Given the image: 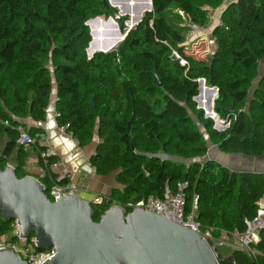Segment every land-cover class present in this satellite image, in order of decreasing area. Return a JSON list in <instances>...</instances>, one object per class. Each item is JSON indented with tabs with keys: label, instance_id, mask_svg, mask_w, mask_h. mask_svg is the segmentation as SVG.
I'll return each instance as SVG.
<instances>
[{
	"label": "trees",
	"instance_id": "1",
	"mask_svg": "<svg viewBox=\"0 0 264 264\" xmlns=\"http://www.w3.org/2000/svg\"><path fill=\"white\" fill-rule=\"evenodd\" d=\"M107 1L0 0V143L8 137L1 168L16 151V174L26 175L28 152L16 143L17 127L25 128L23 119H45L53 77L57 126L81 148L96 140L90 166L98 176L114 174L121 186L93 206L94 221L115 204L162 198L166 189L176 192L186 182L185 211L196 198L197 219L202 230L212 229V240L244 234L245 221L256 218L261 201L264 208V173L198 162L208 151L200 127L223 153L264 155V74L254 87L264 58V0L227 5L212 30L215 51L205 60L184 52L185 23L204 27L210 19L205 7L216 9L223 0H151L152 11L115 51L88 59L91 36L85 23L115 14ZM126 2L132 11L136 3ZM124 19L118 20L121 28ZM99 31L102 39L113 37L103 26ZM199 79L217 89L214 112L230 120L224 131L214 130L213 121L196 108ZM208 94L203 91L201 107ZM26 131L33 138L39 132ZM43 149L38 142L33 148L37 154ZM41 181L50 186L47 177ZM12 222L0 216V235L10 232ZM253 248L264 251V232ZM221 257H231L221 264H264V255L239 249Z\"/></svg>",
	"mask_w": 264,
	"mask_h": 264
},
{
	"label": "water",
	"instance_id": "2",
	"mask_svg": "<svg viewBox=\"0 0 264 264\" xmlns=\"http://www.w3.org/2000/svg\"><path fill=\"white\" fill-rule=\"evenodd\" d=\"M133 1L136 5L128 31L141 23L143 13L152 11L151 0ZM107 3L119 6L120 0ZM85 25L91 36L86 49L88 59L97 53L115 51L128 33L122 35L111 18L95 17ZM100 26L112 30L113 37L101 41ZM197 82L198 95L193 100L203 109L199 102L203 91L215 95L217 89L205 88L204 79ZM207 107L205 116L210 118L211 99ZM83 171L92 174L94 169L86 165ZM94 205L97 204L78 196L59 195L51 201L36 176L26 174L20 178L12 165L3 169L0 166V216L17 222L19 238L27 239L32 234L39 249H55L51 260L41 264H221L231 260L221 257L199 233L155 213L143 209L126 212L111 206L94 221ZM0 264L27 263L11 250L0 248Z\"/></svg>",
	"mask_w": 264,
	"mask_h": 264
},
{
	"label": "built area",
	"instance_id": "3",
	"mask_svg": "<svg viewBox=\"0 0 264 264\" xmlns=\"http://www.w3.org/2000/svg\"><path fill=\"white\" fill-rule=\"evenodd\" d=\"M202 30L203 29H201L199 25L190 22L188 25V32L186 34V44L196 40L197 34L202 32ZM173 56H175L176 59L179 58L176 52H173ZM181 64L185 65L186 61L181 60ZM2 124L9 126L8 121H4ZM34 127L37 129H42L43 121H35ZM17 130L18 138L16 143L18 146L27 149L35 145V139L31 137L25 129L17 127ZM53 158L54 153L52 150L45 148L39 151V161L45 168L56 167L59 165L58 161L52 160ZM65 178V184H53L47 188L42 183L45 191H47L46 195L51 201L58 199L59 195L77 196L78 189L74 182V176L67 174ZM186 186V182L180 183L176 192H171L169 189H166L162 198L150 196L145 200L129 202L126 204H115L113 206L122 207L126 210V212H131L134 209H143L145 211L155 213L199 233L203 239L209 241L211 244L212 229L206 231L202 230L201 224L196 216V198L193 201L192 210L189 213H186L185 211L186 196L184 189ZM105 199L106 198L102 196H95L90 202L101 205ZM245 224L247 229L244 234L239 235L237 232L233 234V237L237 238L239 242L235 248L245 251L250 256L255 257L257 251L253 248V245L258 242L259 233L264 232V208L262 201L260 203L256 218L252 222L245 221ZM0 248L11 250L13 253L19 255L21 259L27 264H41L46 259L51 260L50 257L55 255V249L53 247L45 250L39 249L36 245V239L33 235L27 239L19 238V228L16 221L12 222L11 230L8 232V234L0 235Z\"/></svg>",
	"mask_w": 264,
	"mask_h": 264
},
{
	"label": "crops",
	"instance_id": "4",
	"mask_svg": "<svg viewBox=\"0 0 264 264\" xmlns=\"http://www.w3.org/2000/svg\"><path fill=\"white\" fill-rule=\"evenodd\" d=\"M229 2H236V0H229ZM220 24L218 20L216 25ZM201 32L196 37L201 36ZM259 74H264V58L259 61ZM56 85L53 84L51 91V98L46 110V116L43 121V128L37 129L39 132L35 134V141L38 142L42 148H48L53 151L54 158L59 162L56 167L45 168L39 161V154L33 150L34 146L26 149L28 156L25 161L23 170L26 174L36 176L42 183V179L48 178L50 186L53 184H65L67 174L74 176V182L77 186V196L91 201L95 196H102L108 198L115 188H121L115 181L114 175L98 176L95 171L88 174L83 171V168L89 164V158L95 150L96 140L86 147H79L77 141L68 134L65 130L59 128L56 123ZM20 122L25 126V130L34 127L35 121L32 119H23ZM35 128V127H34ZM8 141L7 135L3 136L0 143V152L4 149ZM208 145L206 155L198 160L203 163L207 160L215 161L227 169L235 172L248 173H264V155L260 157H248L240 154H226L212 144ZM33 150L36 153L35 160L29 158V152ZM17 159L16 151L9 157V163L12 165ZM14 167V166H13ZM64 181L63 183H61ZM49 186V187H50Z\"/></svg>",
	"mask_w": 264,
	"mask_h": 264
},
{
	"label": "rangeland",
	"instance_id": "5",
	"mask_svg": "<svg viewBox=\"0 0 264 264\" xmlns=\"http://www.w3.org/2000/svg\"><path fill=\"white\" fill-rule=\"evenodd\" d=\"M229 3H231V2H229V0H223L222 4L219 7H217L216 9H210L208 7H205L207 9L208 13H209V17H210L209 22L204 27H201V29H203L202 32H201L202 33L201 36L196 37L197 38L196 40H194V41H192V42H190L188 44H186V42H185V45H184L185 51L184 52L187 55L191 54L194 58H201V59H204V60L206 58L211 57V55L215 51V42H214V38L212 37V30H213V28L215 26H217L216 22L218 20L220 21V17H221L222 11L227 7V5ZM127 5H128V2H126V0H120L119 6H111V5H109L113 9L117 10L115 14H113L112 16H108V17H106L104 15L98 16V17H100L103 20H107V18H111L112 21H114L117 24V26H118V28L120 30V33L122 35H124V33H126L128 31V29L130 28L129 24H128V21H131V17L133 15L132 11L134 10L133 9L131 11V8H129ZM122 9H125L126 11L129 10L130 11L129 14L128 13L121 14L120 11ZM142 16H143L142 17V20H143L145 14L143 13ZM116 17H118L120 19L121 18H123V19L125 18L124 21H123V28H121V24L116 19ZM189 23L190 22L187 20L185 25H187V27H188ZM134 28H132V29H134ZM122 31H124V33ZM100 37L101 36H99V39L101 41L106 39V38L102 39ZM173 57L176 59L175 56H173ZM259 70L260 69L258 68L257 77H256V79L254 81V87L257 86L259 79L263 76V75L260 76ZM53 84H55V80L52 77V86H53ZM204 86H205V83H204ZM205 88H208V87L205 86ZM210 97H211V94H208L207 97H206V95H204L202 97V101H201L202 102V107L204 108L205 111H209L208 107H207V103H208ZM216 97H217V93L214 96H212V98H211V101H212V113L216 116V119H214L212 116L210 117V119L213 121V129L218 131V132H221V131H224L229 126L230 120H229V118H220L214 112V100L216 99ZM207 98H208V100H207ZM194 102L196 103V108L200 109V108L197 107V102L196 101H194ZM201 110L203 111L204 116H205V111L203 109H201ZM205 118H208V117L205 116ZM200 130L204 134V136L206 138V141H207V144L208 143L212 144V142L209 140L205 130L203 128H201V127H200ZM212 145H214V144H212ZM214 146H216V145H214ZM29 158L32 159V161L35 160L36 153L33 150H31L29 152ZM111 175H114V174H111ZM238 243L239 242H238L237 238H235V237H233V238L222 237L220 239L212 240V242H211V244L216 249L217 253L220 254L221 256H224V257L230 256L232 251L234 249H236L235 247L238 245ZM257 254L264 255V251L257 252Z\"/></svg>",
	"mask_w": 264,
	"mask_h": 264
}]
</instances>
